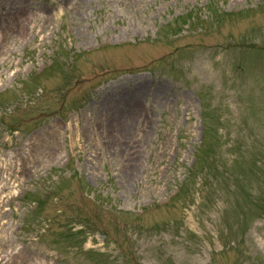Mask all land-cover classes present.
I'll return each mask as SVG.
<instances>
[{
	"label": "rangeland",
	"instance_id": "374dc122",
	"mask_svg": "<svg viewBox=\"0 0 264 264\" xmlns=\"http://www.w3.org/2000/svg\"><path fill=\"white\" fill-rule=\"evenodd\" d=\"M261 243L264 0H0V264Z\"/></svg>",
	"mask_w": 264,
	"mask_h": 264
},
{
	"label": "bare ground",
	"instance_id": "6f19581e",
	"mask_svg": "<svg viewBox=\"0 0 264 264\" xmlns=\"http://www.w3.org/2000/svg\"><path fill=\"white\" fill-rule=\"evenodd\" d=\"M261 245H262V248L264 249V243H261ZM261 245H260V246H261Z\"/></svg>",
	"mask_w": 264,
	"mask_h": 264
}]
</instances>
